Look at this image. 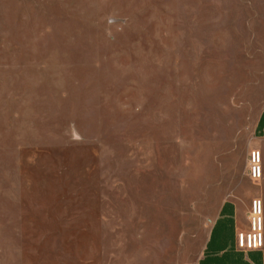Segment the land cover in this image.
I'll return each instance as SVG.
<instances>
[{"label": "rangeland", "instance_id": "374dc122", "mask_svg": "<svg viewBox=\"0 0 264 264\" xmlns=\"http://www.w3.org/2000/svg\"><path fill=\"white\" fill-rule=\"evenodd\" d=\"M263 106L264 0H0V264H196Z\"/></svg>", "mask_w": 264, "mask_h": 264}, {"label": "crops", "instance_id": "0c3cea01", "mask_svg": "<svg viewBox=\"0 0 264 264\" xmlns=\"http://www.w3.org/2000/svg\"><path fill=\"white\" fill-rule=\"evenodd\" d=\"M255 128L257 133L264 137V106L257 117ZM261 180L264 182V168L263 178L259 181ZM254 200L262 202L264 237V195L253 198L247 204L226 198L221 202L210 224L196 264H264V243L261 247L255 248L239 244V234L251 229V211Z\"/></svg>", "mask_w": 264, "mask_h": 264}, {"label": "built area", "instance_id": "2783aa9c", "mask_svg": "<svg viewBox=\"0 0 264 264\" xmlns=\"http://www.w3.org/2000/svg\"><path fill=\"white\" fill-rule=\"evenodd\" d=\"M249 175L259 180L263 178L262 153L258 149H254L249 154L248 159ZM262 202L254 200L251 211V229L246 233L239 234V244L248 248L261 247L264 243L263 237V218H262Z\"/></svg>", "mask_w": 264, "mask_h": 264}]
</instances>
